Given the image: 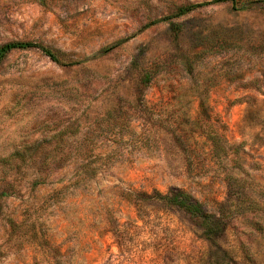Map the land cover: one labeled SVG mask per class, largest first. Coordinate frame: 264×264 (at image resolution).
<instances>
[{"label": "rangeland", "instance_id": "obj_1", "mask_svg": "<svg viewBox=\"0 0 264 264\" xmlns=\"http://www.w3.org/2000/svg\"><path fill=\"white\" fill-rule=\"evenodd\" d=\"M236 1L0 0V47L59 59L0 65V264H264V2Z\"/></svg>", "mask_w": 264, "mask_h": 264}, {"label": "trees", "instance_id": "obj_2", "mask_svg": "<svg viewBox=\"0 0 264 264\" xmlns=\"http://www.w3.org/2000/svg\"><path fill=\"white\" fill-rule=\"evenodd\" d=\"M262 1L264 2V0ZM226 2H230L233 5L239 3L236 0H214L213 3L221 4ZM206 5L207 4H187L179 6L176 10V13L174 14V17L179 18L185 16ZM242 5L246 6L245 3H242ZM171 26L174 33V38L176 40L178 39V33L181 27L173 23ZM28 49H38L53 62H59L57 54L42 44L27 41H13L0 47V65L11 52ZM150 78L151 75L146 72L144 74L143 84H148ZM151 199L156 203L168 207L169 209L181 210L184 213L196 218L197 220L202 221L209 231L212 226H219L218 219L215 216H211L209 213H207L204 207L197 200L181 189H171L167 193L157 192L151 196Z\"/></svg>", "mask_w": 264, "mask_h": 264}]
</instances>
